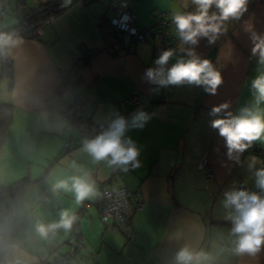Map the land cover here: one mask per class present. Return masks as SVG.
<instances>
[{
	"label": "crops",
	"instance_id": "crops-1",
	"mask_svg": "<svg viewBox=\"0 0 264 264\" xmlns=\"http://www.w3.org/2000/svg\"><path fill=\"white\" fill-rule=\"evenodd\" d=\"M39 1L47 0H0V32L13 28L22 7ZM88 1L63 0L64 9L49 19L38 38L14 37L17 43L6 45L13 79L1 76L0 67V102L13 105V118L0 148V185L24 176L37 181L0 204V264H175L183 247L203 254L199 264H264V245L256 254L235 252L232 224L222 205L225 191L253 187L254 171L264 161L254 148L264 149V142H253L238 160L229 159L209 115L213 106L224 102H229L233 114L253 103L250 82L258 74V57L251 56L253 45L244 25L251 23L264 34V0H249L242 19L230 22L215 43L201 38L195 46L196 53L221 72L222 84L215 95L189 85L156 90L144 73L162 52L160 39L124 38L121 48L112 53L107 47L113 30L107 25L117 0ZM125 1L135 15L134 25L141 29L153 25L163 12L172 16L174 11L195 7L191 0ZM181 46L178 39L177 57L183 55ZM82 52L89 58L71 75L77 84L62 87V71L72 67ZM76 94L89 98L85 106L94 124L106 126L113 110L126 118L138 109L150 114L142 129L126 134L140 148L139 167L112 172L115 167L105 162L93 163L80 151V144L42 174L71 136V146L77 143L75 127L59 116ZM133 94L140 105L125 103ZM204 155L208 166L202 169ZM252 157L257 163L250 170ZM72 161L82 171L72 168ZM83 172L94 186V195L81 204L71 193L52 191L55 180ZM105 181L113 188L125 186L142 202L137 208L132 198L128 223L100 221L96 200L99 183ZM61 209H71L77 217L71 230L57 229L41 238L35 230L37 222L58 221ZM74 232L80 234L82 248L67 257Z\"/></svg>",
	"mask_w": 264,
	"mask_h": 264
},
{
	"label": "clouds",
	"instance_id": "clouds-1",
	"mask_svg": "<svg viewBox=\"0 0 264 264\" xmlns=\"http://www.w3.org/2000/svg\"><path fill=\"white\" fill-rule=\"evenodd\" d=\"M70 2V0H66ZM193 11H174L171 20L175 26L176 35L181 42L177 57L176 49L162 51L154 61V67H149L144 73L146 82L155 85L156 90L168 86L189 85L201 87L210 94H217L222 84L220 70L209 60L202 58L195 51L201 38H206L209 44L228 30L230 22H239L248 11L249 0H191ZM187 7V2L185 3ZM244 31L249 33L252 43L251 56L258 57V74L250 82L253 103L241 108L238 114L228 111L230 104L224 102L211 108L209 115L211 128L218 130L225 141L229 159H239L256 141L264 142V34L255 31L251 23H245ZM12 37L0 34V51L6 45L15 44ZM174 57L175 63L169 66ZM151 119L149 113L142 109L136 110L130 118H126L113 110L107 119L105 127L92 137L82 141L80 151L87 153L93 163L105 162L109 167L121 168L127 171L129 166H140V148L126 134L131 129H142ZM257 160L252 157L249 169H255ZM72 168L82 171L75 161ZM255 186L260 193L246 189L232 188L224 192L223 207L227 210L225 219L232 224L231 234L235 237V252L237 254H256L264 245V167L255 169ZM52 191L73 194L75 203L81 204L94 195V186L86 172L81 175H71L57 179L52 184ZM77 220L71 209H61L59 220L45 224L37 222L35 230L41 238H47L49 233L57 229L65 232L71 230ZM203 254L194 253L188 247H183L175 255V264H199Z\"/></svg>",
	"mask_w": 264,
	"mask_h": 264
},
{
	"label": "built area",
	"instance_id": "built-area-1",
	"mask_svg": "<svg viewBox=\"0 0 264 264\" xmlns=\"http://www.w3.org/2000/svg\"><path fill=\"white\" fill-rule=\"evenodd\" d=\"M113 16L109 19L108 25L113 29V37L109 42L107 50L112 53H117L118 49L121 48V44L124 38H128L133 41H148L150 38L158 37L160 39L159 50L165 51L168 49H174L178 37L176 35L175 26L172 23L171 16L168 12L161 13L156 19L153 25L146 27L144 29L139 28L135 24V15L132 13V10L129 7V4L125 0H117ZM49 20L39 23L37 32L42 31L41 27L44 24L48 23ZM89 58V55L86 52H82L79 57L75 58L67 71H62L61 75L63 80L65 75L73 74L77 66L83 64ZM71 89V86L68 84V87ZM138 96L133 94L125 100V103L132 106L140 105ZM86 96L77 94L75 99H73L72 105L65 111L60 112L59 116L65 120L69 121L70 119H76L77 126L75 129L80 133V135L85 139L86 137H92L97 134L102 127H105L104 123L94 124L92 120L91 112H82L83 105L85 102ZM83 115V116H81ZM73 137L65 142V148L71 147ZM264 151V149H262ZM200 168L205 169L208 166V161L206 155L203 156ZM264 167V161H262L258 168ZM121 168L115 167V171L118 173L121 172ZM209 175V174H207ZM98 195H97V205L99 209L100 221L103 223H116L118 225L124 224L131 214L132 198L135 201V207L142 206V202L137 199V196L132 194L125 186L111 187L107 182L99 183L98 186ZM239 189H246L249 191H254L260 193V189L255 186ZM82 248V239L80 234L77 232L73 233L71 245H70V255L73 256L77 251Z\"/></svg>",
	"mask_w": 264,
	"mask_h": 264
},
{
	"label": "trees",
	"instance_id": "trees-1",
	"mask_svg": "<svg viewBox=\"0 0 264 264\" xmlns=\"http://www.w3.org/2000/svg\"><path fill=\"white\" fill-rule=\"evenodd\" d=\"M93 1L89 0L88 2ZM64 9L63 0H47V1H39L33 6L30 7H22L21 11L18 13L19 16L17 22L11 29H7L4 31H1L0 34H3L5 36H10L12 38L14 37H23V38H38L40 33L37 32V28L39 27L40 22H44L45 20H49L52 16L58 15L62 10ZM47 24V23H46ZM44 24V26L46 25ZM105 25V24H104ZM43 26V27H44ZM101 28H103V24L99 23ZM41 27V29L43 28ZM113 30V29H112ZM114 32V31H113ZM0 67H1V76L7 77L10 82H12L13 77V63L10 56L7 54L6 46L3 48L2 51H0ZM68 69L64 70L67 71ZM78 79H71V74L65 75L64 80L61 82V86L65 87L68 84L73 87L75 84H77ZM77 95V94H76ZM89 98L86 97L84 102V107L82 112L88 111L86 106L88 103ZM89 112V111H88ZM13 105L6 102H0V148L4 144L8 131V126L12 123L13 118ZM83 116V115H81ZM70 124L74 127L77 126L76 119H70ZM77 131V129H76ZM78 132V131H77ZM79 138L74 139V141H77V143L73 144L70 148H62L63 150L61 153H59L56 157H54L43 171V175H45L50 168V166L58 161L64 154L70 152L75 147L82 145V141L84 140L83 137L78 132ZM73 137V136H72ZM74 138V137H73ZM261 148H254V151L264 156V151L261 152ZM259 166V165H258ZM258 168V167H257ZM112 172H116L115 169ZM42 177V176H41ZM37 180H32L26 176L17 179L16 181L10 183V184H4L0 185V204H3L6 199L9 197L17 196L20 193H22L25 189L28 188V186H31L33 183L35 184ZM100 216V215H99ZM128 219V218H127ZM126 219V220H127ZM130 220V219H129ZM129 220L126 221V223L129 222ZM115 225H118L114 223ZM72 241V240H71ZM71 245V243H70ZM69 245V246H70ZM70 253H68L67 257H70Z\"/></svg>",
	"mask_w": 264,
	"mask_h": 264
},
{
	"label": "rangeland",
	"instance_id": "rangeland-1",
	"mask_svg": "<svg viewBox=\"0 0 264 264\" xmlns=\"http://www.w3.org/2000/svg\"><path fill=\"white\" fill-rule=\"evenodd\" d=\"M1 4V3H0ZM77 132V131H76Z\"/></svg>",
	"mask_w": 264,
	"mask_h": 264
}]
</instances>
